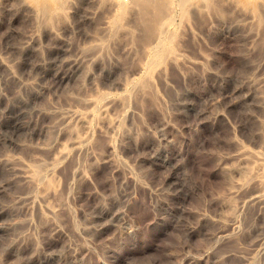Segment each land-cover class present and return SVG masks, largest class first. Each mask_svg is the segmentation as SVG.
I'll return each instance as SVG.
<instances>
[{
	"label": "rangeland",
	"instance_id": "rangeland-1",
	"mask_svg": "<svg viewBox=\"0 0 264 264\" xmlns=\"http://www.w3.org/2000/svg\"><path fill=\"white\" fill-rule=\"evenodd\" d=\"M35 2L0 0V255L17 264H112L110 254L101 261L87 245L98 242L120 219L101 227L119 202L114 197L105 201L100 193L108 196L124 180L127 189L142 181L138 172L125 176L123 161L143 152L146 141L137 145L124 133L116 106L125 95L120 88L131 90L143 76L121 85L116 81L126 66L101 61L95 66L98 82L91 91L75 100L63 98L73 73L79 75V65L69 72L70 64L61 67V62L76 45L55 38L53 28L60 31L57 19L65 12L59 0H37L35 7L29 6ZM97 2L80 0V14L73 20L77 40L92 39L85 30L93 31L96 25L83 18V10ZM72 31L64 26V35ZM240 39L239 29L221 26L212 42L220 46ZM143 71L150 75L151 64ZM48 84L52 87H45ZM178 91L171 111L176 114L173 123L183 126L196 118L204 100L227 94L228 85L213 76L206 82L189 76ZM79 121L86 127L75 144L72 133ZM156 131L165 146L178 149V144H169L178 135L176 129L160 124ZM209 136L222 137L217 159L223 163L212 176L222 185L215 199L187 188L179 196L152 198L144 206L146 218L136 225L145 241L137 249L140 260L147 261L159 244L177 235L185 242L184 251L193 253L182 258V264H264V178L254 174L258 158L233 155L238 145L231 141L223 117L191 133L190 151ZM240 139L254 153L262 137L257 135L252 145ZM151 142L157 143L154 137ZM230 163L233 166L225 167ZM141 165L146 166L144 161ZM47 180L53 181L52 190L44 189ZM148 220L155 226L149 228Z\"/></svg>",
	"mask_w": 264,
	"mask_h": 264
},
{
	"label": "clouds",
	"instance_id": "clouds-1",
	"mask_svg": "<svg viewBox=\"0 0 264 264\" xmlns=\"http://www.w3.org/2000/svg\"><path fill=\"white\" fill-rule=\"evenodd\" d=\"M36 2L29 6L35 7ZM59 3L65 12L57 19L60 31L53 28L55 38L76 45L75 52L69 49L72 54L61 62V67L70 64L71 72L79 65V75L73 73V81L64 87L63 98L75 100L91 91L98 82L95 66L101 61L126 66L128 70L116 81L121 85L143 76L131 90L120 88L125 95L116 106L124 133L137 145L146 141L143 152L123 161L125 176L138 172L142 181L127 189L129 183L124 180L120 189L114 187L108 196L100 193L105 201L114 197L119 202L112 218L101 227L113 224L116 217L120 219L98 242L90 241L87 246L101 261L110 254L112 264H182V258L193 253L184 251L185 242L177 235L159 244L158 251L147 261L140 260L137 249L145 241L136 225L146 218L144 206L152 198L179 196L187 188L199 196L215 199V190L222 185L212 176L223 163V159H217L222 137L209 136L198 148L193 145L191 151L187 141L191 133L220 117L230 126L231 141L238 145L233 155L242 160L258 158L254 174L264 178V0H98L94 7L83 10V18L96 25L93 31L85 30L92 37L87 43L76 39L73 25L80 14V0ZM65 25L73 29L70 35H64ZM221 26L239 29L241 39L214 46L213 35ZM148 64L151 74L145 76L143 70ZM189 76H199L205 82L209 76L217 77L227 82L228 91L204 100L196 118L180 126L173 123L176 114L171 111V103L179 96L178 86ZM160 124L176 129L178 135L169 144H178V149L163 144L156 131ZM257 135L262 139L252 153L240 138L252 145L257 143ZM153 137L157 141L155 146L151 142ZM147 226L154 227L155 222L148 220ZM173 256L177 259L173 260ZM0 264L17 261L0 255Z\"/></svg>",
	"mask_w": 264,
	"mask_h": 264
},
{
	"label": "bare ground",
	"instance_id": "bare-ground-1",
	"mask_svg": "<svg viewBox=\"0 0 264 264\" xmlns=\"http://www.w3.org/2000/svg\"><path fill=\"white\" fill-rule=\"evenodd\" d=\"M103 114H105V113L104 112L101 113V115H103ZM85 127H86V123H84L83 121H79L77 127L73 129V133L71 132L72 137H73V141L75 142V144L78 143L80 134H82L81 132L83 131V129H85ZM53 186H54L53 181L47 180L44 184V189L47 191L52 190L51 188H53Z\"/></svg>",
	"mask_w": 264,
	"mask_h": 264
}]
</instances>
